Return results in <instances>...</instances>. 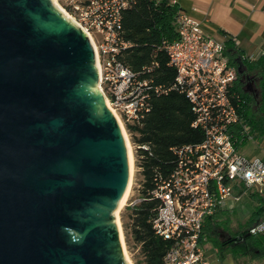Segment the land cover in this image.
Returning <instances> with one entry per match:
<instances>
[{
	"label": "water",
	"instance_id": "1",
	"mask_svg": "<svg viewBox=\"0 0 264 264\" xmlns=\"http://www.w3.org/2000/svg\"><path fill=\"white\" fill-rule=\"evenodd\" d=\"M92 46L48 0H0V264H128L127 167Z\"/></svg>",
	"mask_w": 264,
	"mask_h": 264
},
{
	"label": "built area",
	"instance_id": "2",
	"mask_svg": "<svg viewBox=\"0 0 264 264\" xmlns=\"http://www.w3.org/2000/svg\"><path fill=\"white\" fill-rule=\"evenodd\" d=\"M134 1L61 0L58 8L89 40L97 89L127 135L126 126L140 123L152 96L177 91L188 99L195 116L191 126L200 128L204 137L196 144L173 147L172 171L165 178L154 176L149 194L158 205L151 223L155 235L171 242L164 264H220L206 256L201 237L205 218L215 215L226 200H237L245 190L264 185V158L246 156L239 143L247 133L241 130L237 136L234 131L241 122L237 106L244 103L234 91L236 70L223 53L224 42L205 34L201 24L180 9L174 18L176 38L164 40L159 47L175 71L173 82L169 86L153 83L150 72L155 62L132 70L121 60L132 46L124 38L121 20L123 10ZM247 137L246 142L258 141ZM131 147L137 158L141 149H149L147 144L132 143ZM137 168L140 172L141 167ZM141 200L138 192L137 197H128L126 206L132 208ZM249 232L264 234V215Z\"/></svg>",
	"mask_w": 264,
	"mask_h": 264
},
{
	"label": "trees",
	"instance_id": "3",
	"mask_svg": "<svg viewBox=\"0 0 264 264\" xmlns=\"http://www.w3.org/2000/svg\"><path fill=\"white\" fill-rule=\"evenodd\" d=\"M178 10V5L171 0H135L122 12L124 38L132 46L126 50L121 60L135 71L155 62L157 65L150 72L155 85L169 86L175 77L174 69L168 66V57L159 47L164 40L176 38L174 18ZM223 53L236 70L234 91L244 100L243 104L237 106L241 122L234 127V131L239 136L241 130H245L247 136L264 141V55L246 57L231 38L224 40ZM246 81L252 84V92L246 89ZM234 104L236 105L235 101ZM194 118L191 104L185 95L169 91L152 96L150 109L140 123L126 126L133 143L149 146L148 150L141 149L137 158L142 177L139 193L143 200L130 207L129 221L124 224L128 241L138 247L141 259L136 264H164L163 259L171 242L155 235L153 231L151 221L155 217L158 200L152 198L149 191L155 186V175L165 178L172 171L176 159L173 147L202 141L203 131L191 126ZM247 136L241 138V146L246 143ZM253 195L258 201L254 213L235 229L217 218V214L224 211L223 208L218 209L215 215L205 218L201 237L220 256L228 251H235L252 259H264V234L249 232L264 215V195L258 192ZM219 233L229 235L230 241L221 239Z\"/></svg>",
	"mask_w": 264,
	"mask_h": 264
},
{
	"label": "crops",
	"instance_id": "4",
	"mask_svg": "<svg viewBox=\"0 0 264 264\" xmlns=\"http://www.w3.org/2000/svg\"><path fill=\"white\" fill-rule=\"evenodd\" d=\"M205 34L231 38L246 57L264 55V0H171ZM264 262V259H257Z\"/></svg>",
	"mask_w": 264,
	"mask_h": 264
},
{
	"label": "rangeland",
	"instance_id": "5",
	"mask_svg": "<svg viewBox=\"0 0 264 264\" xmlns=\"http://www.w3.org/2000/svg\"><path fill=\"white\" fill-rule=\"evenodd\" d=\"M53 1L56 2V0H53ZM128 139L132 146L133 141L130 135H128ZM241 151L246 156H249V157L259 156V157L264 158V142L253 141V140L247 141L243 145ZM132 154H133L134 170H133V175H132V185H131V190L129 193V199L130 198L133 199L137 197V193L140 190L139 186H141V181H142L141 174L137 168L138 167L137 157L135 153L133 152V150H132ZM259 190L264 192V185L262 186L255 185L252 188L245 190V192L242 193L237 200H234L233 198L226 200L222 205V208L224 211L219 212L217 214V218L224 220V224L226 226L232 229H235L237 226H239L240 223L247 221L248 218H250V216H252V214L254 213L258 205V201H257V198L253 195V193L258 192ZM235 194H239V193L235 192ZM126 204L117 212H116L117 205L114 207L113 223H114L115 229L118 231L120 230L122 233L124 248L131 261V264H136L137 261H139L141 258L138 253V247L133 246V243L130 240L128 241L129 237H127V234L124 228V224L129 221L128 213L130 211V207L126 206ZM118 240H119V243L122 249L119 235H118ZM205 244L207 246V249H206L207 259L217 261L220 264H264V262H262L261 260L252 259L248 255H243V254L240 255L235 251H228L225 253L224 256H220L217 252H215L214 247L210 243L206 242ZM122 252H123V249H122ZM128 264L130 263L128 262Z\"/></svg>",
	"mask_w": 264,
	"mask_h": 264
},
{
	"label": "bare ground",
	"instance_id": "6",
	"mask_svg": "<svg viewBox=\"0 0 264 264\" xmlns=\"http://www.w3.org/2000/svg\"><path fill=\"white\" fill-rule=\"evenodd\" d=\"M105 105L110 109V111L114 114L116 121L118 123V128H119V133L122 139V143H123V147H124V152H125V158H126V167H127V177H126V182L124 185V188L122 190V193L119 197V200L117 202V207H116V212L119 211L127 202L128 197H129V193L131 190V185H132V175H133V170H134V166H133V154H132V148H131V144L129 142L128 139V135L122 125V123L120 122L119 118L115 115V113L112 111L111 107L108 105L107 101L105 100ZM119 238L121 241V245H122V249H123V253L124 256L126 258V260L131 264V261L127 255V252L124 248V242L122 239V233L119 230Z\"/></svg>",
	"mask_w": 264,
	"mask_h": 264
},
{
	"label": "flooded vegetation",
	"instance_id": "7",
	"mask_svg": "<svg viewBox=\"0 0 264 264\" xmlns=\"http://www.w3.org/2000/svg\"><path fill=\"white\" fill-rule=\"evenodd\" d=\"M48 1L55 9L59 10L58 6L60 5L61 0H56V2H54L53 0H48ZM244 85L248 91H251V92L253 91V87H252V84L250 82L246 81L244 83ZM219 237L223 240H226V241H230V239H231V237L229 235H226L224 233H219Z\"/></svg>",
	"mask_w": 264,
	"mask_h": 264
}]
</instances>
